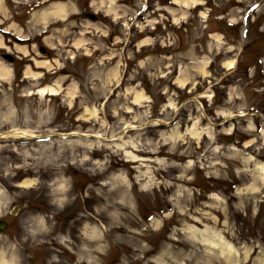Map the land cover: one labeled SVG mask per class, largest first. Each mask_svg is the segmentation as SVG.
Instances as JSON below:
<instances>
[{"label": "rangeland", "instance_id": "1", "mask_svg": "<svg viewBox=\"0 0 264 264\" xmlns=\"http://www.w3.org/2000/svg\"><path fill=\"white\" fill-rule=\"evenodd\" d=\"M183 5L0 0L4 264H264V0Z\"/></svg>", "mask_w": 264, "mask_h": 264}, {"label": "bare ground", "instance_id": "2", "mask_svg": "<svg viewBox=\"0 0 264 264\" xmlns=\"http://www.w3.org/2000/svg\"><path fill=\"white\" fill-rule=\"evenodd\" d=\"M179 1L182 2V0H177V2H179ZM191 1H193V3L196 2V0H183V2H184V5L183 6L189 5ZM110 8H111L112 11H117V7H115V5L113 7H110ZM67 10H68V5L66 3H59V4H57L56 6L53 7L52 13L54 15L56 14L58 16H63V15L65 16ZM52 13H46V14L47 15H50ZM0 23H2V22H0ZM1 25L4 26L3 24H1ZM17 39H19V37ZM28 41L29 40H28L27 37H24V41H21L20 39L18 41H16L15 46L17 48V51L18 52H21L22 54L29 55L30 54V50H29V47L30 46H28L29 44H27ZM24 43L26 45H22ZM28 43H30V42H28ZM5 44H6V41L3 39V36L1 35V37H0V45L1 46H4ZM23 46H27V47H23ZM3 60L4 59H2V61ZM2 61H0V62H2ZM45 63L44 62H40V64H45ZM233 63H234V60H232L231 62H229V65H232ZM46 66H49V65L46 64ZM6 70H8V67H5V66L3 67V66H1V63H0V74L3 75ZM60 88H61V86H59V85H46L44 87H40L38 89V92L41 93V94H43V95L48 94V93L58 94L60 92ZM199 120L200 119H197L195 122H198ZM155 121L156 122H159L158 119H156ZM139 127L140 126H135L133 124H129L126 128L127 129H133V128H139ZM124 132H126V130ZM81 134H84V133H81ZM84 135L85 136L83 138H89L90 137V139H91V137H95V139L98 140V142H100L101 139L103 138V136H101L99 134L93 135L92 133H85ZM32 136H33V133L29 132L28 130H22V129H12V130H8V131H5V132L0 133V137H2V138L3 137H5V138H9V137L21 138V137H32ZM40 136H45V135H40ZM131 143L133 144V141ZM121 148H125L124 150L127 151V143L122 144V147ZM126 156H128V158L129 157H132V156H130L128 154V151L126 152ZM131 159H133V158H131ZM259 167L264 172V164H260ZM209 241L211 243H215V244L221 245V246L224 243L222 240L217 239V238H215V239L209 238ZM4 262L5 261H0V264H4Z\"/></svg>", "mask_w": 264, "mask_h": 264}]
</instances>
